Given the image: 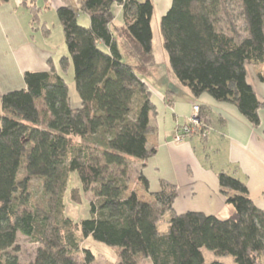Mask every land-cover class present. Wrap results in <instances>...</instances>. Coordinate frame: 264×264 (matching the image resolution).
I'll list each match as a JSON object with an SVG mask.
<instances>
[{
  "label": "trees",
  "instance_id": "16d2710c",
  "mask_svg": "<svg viewBox=\"0 0 264 264\" xmlns=\"http://www.w3.org/2000/svg\"><path fill=\"white\" fill-rule=\"evenodd\" d=\"M23 3L38 18L34 0ZM63 3L57 14L69 54L59 65L63 74L73 69L81 105L72 106L69 83L52 61L50 71L25 73L26 88L0 92V264H23L19 232L35 245L30 264H92L95 254L83 246L89 237L115 248L118 264H227L206 263L204 247L233 255L236 264H264V209L236 175L219 173L221 191L234 205L227 218L177 213L178 187L167 180L150 192L140 174L150 197L131 189V159L156 153L148 147L156 108L143 81L155 65L153 1ZM115 4L122 7L121 24ZM80 13L89 15V26L78 21ZM160 33L171 68L195 97L208 93L232 103L260 125L264 100L247 69L264 64V0H172ZM258 78L264 84V74ZM72 172L93 195L90 216L79 221L66 214ZM80 195L77 188L72 193L76 201Z\"/></svg>",
  "mask_w": 264,
  "mask_h": 264
},
{
  "label": "crops",
  "instance_id": "0c3cea01",
  "mask_svg": "<svg viewBox=\"0 0 264 264\" xmlns=\"http://www.w3.org/2000/svg\"><path fill=\"white\" fill-rule=\"evenodd\" d=\"M45 1L53 4L56 12L64 4L63 0ZM164 2L167 11L171 3L161 0ZM34 4L39 8L38 18H34L23 0L0 2L2 93L26 88L25 73L50 71L51 61L63 74L60 59L68 54L56 57L58 50L48 40L51 28L42 17V7L36 4V0ZM113 10L115 23L121 24V5L115 4ZM87 22L90 25V17ZM156 58L155 54L154 67L143 75L156 108L150 116L155 131L148 137V147L155 148L156 153L147 160L131 159L129 173L131 184H134L131 189L150 197L142 189L139 175L148 179L150 192L158 191L161 180H167L178 187L174 203L177 213L200 211L227 218L234 212V205L226 200L220 188L219 173L225 170L245 181L255 204L264 209V107L259 111L260 125L255 127L234 104L217 101L208 93L195 97L173 69L165 61L160 66ZM257 67L248 66V81L264 100V84L258 78L262 72L257 71ZM195 104L206 106L199 129L176 141L177 133L194 113Z\"/></svg>",
  "mask_w": 264,
  "mask_h": 264
},
{
  "label": "rangeland",
  "instance_id": "374dc122",
  "mask_svg": "<svg viewBox=\"0 0 264 264\" xmlns=\"http://www.w3.org/2000/svg\"><path fill=\"white\" fill-rule=\"evenodd\" d=\"M155 6L154 15L152 18V28H153V48L157 56V62L160 66H163L162 63L170 66L169 62L166 63L167 52L162 44V36L160 33V20L165 13L166 4L161 3V0H152ZM171 3V0H169ZM36 4L42 7V17L47 20L50 28L51 34L48 36V40L51 42L56 53V57H60L62 54H69L68 45L66 41L65 32L62 24L58 20L56 7L45 0H36ZM171 5V4H170ZM170 5L168 7H170ZM88 14L80 13L78 16V21L83 25H88ZM89 26V25H88ZM41 33H38L37 36H40ZM103 46V44L101 43ZM135 61V59L132 57ZM164 59V60H163ZM129 61L128 57L125 55V61ZM253 65V64H252ZM257 71L264 73V64H256ZM171 68V66H170ZM64 77L69 83V92L71 97V104L73 107H78L80 105V97L76 89L74 72L73 69L70 70L68 74H64ZM1 113V112H0ZM119 168H115L114 171H118ZM131 174V173H129ZM135 182V180H133ZM133 184V183H132ZM131 187H134V184ZM81 190V195L76 201L72 197L74 190ZM72 192V193H71ZM93 195L91 193H85L81 188V181L77 172H72L70 174L68 190L65 195V205H66V214L75 221H79L82 218H87L90 216V198ZM80 199V202H79ZM164 227H167L165 224ZM17 244L20 248V252L17 253L19 260L23 264H30L35 260V245H33L29 238L22 234L18 233ZM83 246L90 248L95 254V260L92 264H118L119 258L115 248L108 246L102 242L95 241L92 237L87 238L83 242ZM203 253L205 256L206 263H210L213 260H219L227 264H236L235 257L231 254L227 255H217L214 250L204 247ZM141 264H151V261L148 259H141Z\"/></svg>",
  "mask_w": 264,
  "mask_h": 264
},
{
  "label": "built area",
  "instance_id": "2783aa9c",
  "mask_svg": "<svg viewBox=\"0 0 264 264\" xmlns=\"http://www.w3.org/2000/svg\"><path fill=\"white\" fill-rule=\"evenodd\" d=\"M200 105H194V113L189 118L188 124L184 125L182 129L177 133L175 140L181 141L185 135L191 134L197 129H199L201 125V118H200Z\"/></svg>",
  "mask_w": 264,
  "mask_h": 264
}]
</instances>
